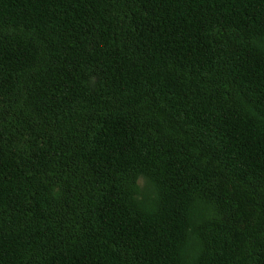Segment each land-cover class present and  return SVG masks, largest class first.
Instances as JSON below:
<instances>
[{
    "label": "trees",
    "instance_id": "obj_1",
    "mask_svg": "<svg viewBox=\"0 0 264 264\" xmlns=\"http://www.w3.org/2000/svg\"><path fill=\"white\" fill-rule=\"evenodd\" d=\"M0 264H264V0H0Z\"/></svg>",
    "mask_w": 264,
    "mask_h": 264
}]
</instances>
